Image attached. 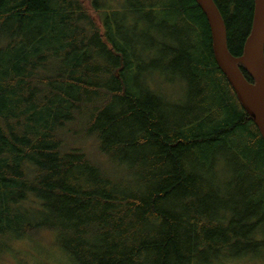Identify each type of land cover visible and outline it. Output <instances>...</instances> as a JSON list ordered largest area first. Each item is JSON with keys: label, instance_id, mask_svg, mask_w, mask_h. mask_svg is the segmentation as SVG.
<instances>
[{"label": "trees", "instance_id": "1", "mask_svg": "<svg viewBox=\"0 0 264 264\" xmlns=\"http://www.w3.org/2000/svg\"><path fill=\"white\" fill-rule=\"evenodd\" d=\"M213 1L239 56L254 1ZM107 2L0 0V258L49 235L75 264L258 253L264 140L200 5Z\"/></svg>", "mask_w": 264, "mask_h": 264}, {"label": "water", "instance_id": "2", "mask_svg": "<svg viewBox=\"0 0 264 264\" xmlns=\"http://www.w3.org/2000/svg\"><path fill=\"white\" fill-rule=\"evenodd\" d=\"M253 1L250 31L242 54L234 56L227 48L226 27L214 1L196 0L208 22L215 61L264 140V0ZM238 63L248 70L253 82L243 76Z\"/></svg>", "mask_w": 264, "mask_h": 264}, {"label": "rangeland", "instance_id": "3", "mask_svg": "<svg viewBox=\"0 0 264 264\" xmlns=\"http://www.w3.org/2000/svg\"><path fill=\"white\" fill-rule=\"evenodd\" d=\"M112 6L117 4V0H108ZM116 7L118 6L115 5ZM169 91L174 92L173 99L182 100L184 90L182 82L173 80L169 84ZM46 239L23 238L15 241L11 249L0 258V264H75L70 257H65L59 249L53 245L49 235ZM67 256V255H66ZM213 264H264V249L256 254H249L237 258H230L227 261H214Z\"/></svg>", "mask_w": 264, "mask_h": 264}]
</instances>
